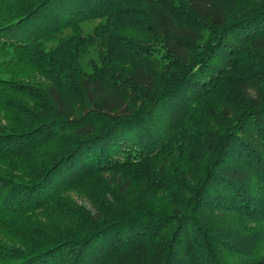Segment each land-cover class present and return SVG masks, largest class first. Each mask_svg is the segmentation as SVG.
Here are the masks:
<instances>
[{
    "label": "trees",
    "instance_id": "obj_1",
    "mask_svg": "<svg viewBox=\"0 0 264 264\" xmlns=\"http://www.w3.org/2000/svg\"><path fill=\"white\" fill-rule=\"evenodd\" d=\"M0 75V264H264V0H0Z\"/></svg>",
    "mask_w": 264,
    "mask_h": 264
},
{
    "label": "rangeland",
    "instance_id": "obj_2",
    "mask_svg": "<svg viewBox=\"0 0 264 264\" xmlns=\"http://www.w3.org/2000/svg\"><path fill=\"white\" fill-rule=\"evenodd\" d=\"M98 21L94 22H89L87 23V26L83 28L84 34L86 36L93 34L96 27L98 26ZM0 77H4V75H0ZM6 77V76H5ZM1 124H7L5 123V120L3 118H0ZM2 126V125H1ZM45 147H34L32 150V154H20L16 155V165L20 167L21 169L19 170L20 172H23L21 174V180L23 181H28L30 180V177H26L27 173L31 174L33 171H35V168L38 167V164L40 163V160L42 159V156L44 155L43 153L45 152ZM31 158V159H29ZM26 162H33L35 164L34 167L30 168L29 170L26 169ZM43 163L41 162V165ZM43 166V165H42ZM41 166V167H42ZM10 168L8 167L7 162L0 160V175L7 174V171ZM28 171V172H27ZM35 173V172H34ZM32 173V174H34ZM16 175V173H14ZM16 179V176H14ZM21 180H18V182H21ZM95 185V184H94ZM81 192L78 191H72L69 194L66 195L65 199H67V203H71L73 208L76 210H91V202L90 200L85 197L83 192L85 191V185L80 187ZM75 212L74 211H58V209H55L53 207H50L48 209L40 210L39 212L35 213L34 215H31L34 219V221H30L31 225H33V229L40 226L45 228L49 234V238L55 237L56 235L58 236L61 233H64L69 227L72 228L73 225H70L71 223L74 222L75 220ZM14 221V224L12 228H14V233L16 236L20 234V232H25V226L30 227L29 222L25 218V216L20 217L19 215L11 217ZM2 228H0V234L2 232ZM13 233V234H14ZM10 242V241H9ZM10 245L12 244H18V242L12 241L14 243H9ZM132 260L130 257L127 258L126 261H116L111 264H132L130 263ZM135 262V260H134ZM133 262V263H134Z\"/></svg>",
    "mask_w": 264,
    "mask_h": 264
}]
</instances>
